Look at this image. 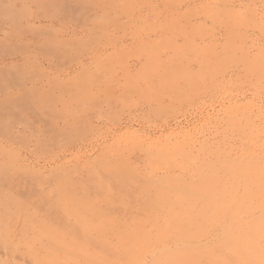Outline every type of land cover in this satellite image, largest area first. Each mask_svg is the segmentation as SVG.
<instances>
[{
	"label": "rangeland",
	"instance_id": "rangeland-1",
	"mask_svg": "<svg viewBox=\"0 0 264 264\" xmlns=\"http://www.w3.org/2000/svg\"><path fill=\"white\" fill-rule=\"evenodd\" d=\"M0 264H264V0H0Z\"/></svg>",
	"mask_w": 264,
	"mask_h": 264
}]
</instances>
